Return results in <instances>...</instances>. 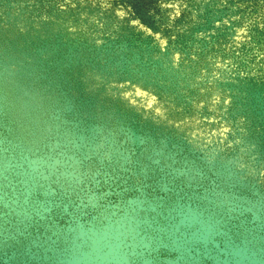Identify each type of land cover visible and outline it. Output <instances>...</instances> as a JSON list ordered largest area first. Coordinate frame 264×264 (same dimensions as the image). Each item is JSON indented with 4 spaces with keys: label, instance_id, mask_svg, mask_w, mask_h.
Listing matches in <instances>:
<instances>
[{
    "label": "water",
    "instance_id": "obj_1",
    "mask_svg": "<svg viewBox=\"0 0 264 264\" xmlns=\"http://www.w3.org/2000/svg\"><path fill=\"white\" fill-rule=\"evenodd\" d=\"M0 264H264V0H0Z\"/></svg>",
    "mask_w": 264,
    "mask_h": 264
}]
</instances>
